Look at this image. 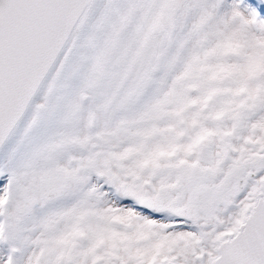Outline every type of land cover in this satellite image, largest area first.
I'll return each mask as SVG.
<instances>
[{"label": "snow or ice", "instance_id": "6c2138e0", "mask_svg": "<svg viewBox=\"0 0 264 264\" xmlns=\"http://www.w3.org/2000/svg\"><path fill=\"white\" fill-rule=\"evenodd\" d=\"M0 264H264V0H0Z\"/></svg>", "mask_w": 264, "mask_h": 264}]
</instances>
